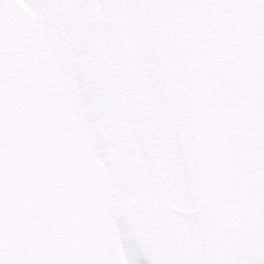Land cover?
I'll return each instance as SVG.
<instances>
[{
    "label": "snow or ice",
    "instance_id": "1",
    "mask_svg": "<svg viewBox=\"0 0 264 264\" xmlns=\"http://www.w3.org/2000/svg\"><path fill=\"white\" fill-rule=\"evenodd\" d=\"M0 264H264V0H0Z\"/></svg>",
    "mask_w": 264,
    "mask_h": 264
}]
</instances>
